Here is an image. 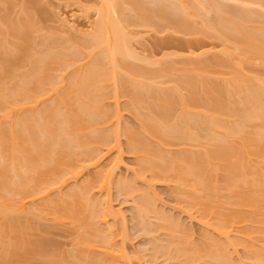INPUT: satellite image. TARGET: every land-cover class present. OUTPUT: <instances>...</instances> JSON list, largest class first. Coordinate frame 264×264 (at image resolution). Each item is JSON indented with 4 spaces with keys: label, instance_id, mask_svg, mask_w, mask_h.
I'll return each mask as SVG.
<instances>
[{
    "label": "bare ground",
    "instance_id": "1",
    "mask_svg": "<svg viewBox=\"0 0 264 264\" xmlns=\"http://www.w3.org/2000/svg\"><path fill=\"white\" fill-rule=\"evenodd\" d=\"M9 1L0 0V8L1 3L5 7ZM153 1L157 4L153 3L155 6L150 8L146 0H98L93 25L88 32L82 33L80 30L83 38L78 44L75 43L77 45L64 42L67 50L64 44L54 48L50 43L46 49L41 47L44 50L40 52L31 46L37 41L35 37L39 30L36 32L39 26H36L37 22L33 23V12L25 10L28 18H31L27 19L23 13L20 16L22 19L25 17L23 20L27 19L23 22L12 14L16 19L11 18L9 9L8 13L4 8L5 13L0 9V13H3L0 15V264H31L33 257L43 258L46 261L43 260L44 264H132L127 250L122 247L123 242L118 246L115 243L117 237L113 235L116 237L114 239L111 236L117 230L113 233L111 228L110 234L109 230H103L105 226L100 228L104 231L101 234L97 225L103 220L107 221L108 215L118 216L117 213L121 211L119 208V212L112 211L106 198H103V201L106 199L103 205L97 204L90 196L91 188L95 186L100 191L109 190L113 169L121 162V136L125 138L126 150L135 158L138 171L130 181L127 179L129 182L122 177V180H115L118 194L122 192L121 195L127 197L132 194L137 188L130 182H144L147 178L144 172H147L150 180L164 184L172 182L174 191L171 194L177 197L174 200L185 205L184 209L181 205L179 208L189 214L192 213L191 209L198 210L200 222L205 228L199 242H191L190 235L188 237L186 232H181L186 229L182 228L183 225L181 227L178 219L177 222L173 219L172 213V218H167V212L163 209V212L157 213L159 211L152 206L156 194L153 196L149 191L154 181L145 180L149 184L145 185H148L147 190H143L146 187L142 186L143 189L141 187L134 192L138 196H135L137 200L134 199L137 201L133 205L136 210L134 217L139 220L135 223H138L137 226L141 224V230L147 225L150 227L145 221L150 212L155 217L152 221L150 219L151 223L156 217L167 221L159 220L160 226L165 228L161 230L170 238L165 234L167 239L161 243L162 246L158 241L160 238L158 242L155 241L152 248L156 247V253L160 248L158 253L164 251V255L168 254L165 255L167 258L171 255L173 264H234L237 259L233 262L229 251L231 248L236 250L238 246L243 248V259L248 260L247 264H264V78H261L264 75L258 74L256 77L257 74L244 71L246 68L242 66L243 62L248 64L252 61L264 66V14L255 11L254 8L259 7L252 6L253 10L249 5L241 6L246 2L251 5L250 2L253 4L256 1L257 4L260 0H232V3H242L238 5L229 4L227 0H204V4L196 0L203 7L206 3V9L212 11L206 24L201 21L203 27L196 20L192 24L186 18L197 9L193 0ZM189 6L190 12L187 10ZM195 13L202 16L199 10H195ZM130 15L135 19L132 20ZM196 15L192 16L196 18ZM135 22L154 26V29L166 26L186 30V33L195 32V35L201 33V36L218 37L232 44L240 55L235 59L232 48L229 50L228 47V52L222 46L224 49L220 48L219 52L223 50L224 56L221 53L222 57L211 54L208 56L211 58L194 59L189 55L190 59L184 57L185 63L182 61L184 65L178 66L180 68L162 61L163 57L158 59L160 62L153 58L161 64L153 69L150 64L154 61H148L152 58L149 55L143 57L150 68L141 62L142 65L136 63L137 66L132 60H127L139 59L130 42L136 37L130 38L132 33L126 30L128 25ZM195 43L200 47L198 40ZM37 44L35 46L38 48ZM202 50L188 53L201 57L208 51ZM83 54L86 55L83 56L85 60L81 58L80 61L78 57ZM167 55L170 58L172 54ZM172 58L168 60L173 62ZM156 61L155 64H158ZM22 65L27 69L22 70ZM66 68L71 71L70 74L64 72ZM163 73L170 79L174 77L168 85H162L166 76ZM159 76H164L163 81ZM121 95L126 99L124 109L139 121L137 128L131 125L128 128L130 126L126 124L128 127H119L121 114L116 100ZM106 100L114 104L112 108ZM112 150L117 154L108 161L109 167L96 168L90 176L92 181L84 179L87 184L75 185L65 194L57 191L68 178L78 177L82 170L90 166H99L103 155ZM15 194L17 196L13 197ZM49 194L53 195V199L50 198L53 205L48 199ZM134 194L129 197L134 198ZM35 199L45 200H40L42 203L39 202L37 207L42 208L39 210L43 212V208H46L56 223L67 220L69 224L72 223V228L75 226L76 229L72 231H76L73 233L78 237L74 241L77 243L76 247L74 245L76 250L71 248L67 254L60 252L58 256V252H53L56 251L54 246L51 251L52 241L46 244L47 240L37 238L30 242L32 240H29L24 228L25 222H21L17 214L23 211L24 202H34ZM168 220L175 222L169 223ZM26 225L28 228L29 225ZM123 225L124 222H121V228L118 227L122 231L119 233L121 237L125 232ZM152 227L146 228L152 230ZM179 227L183 230L176 231ZM209 227L214 234L208 232ZM152 252L153 256L156 255L154 250ZM64 254L65 260L60 257ZM66 255L69 256L67 259ZM243 262L241 259L235 264Z\"/></svg>",
    "mask_w": 264,
    "mask_h": 264
},
{
    "label": "rangeland",
    "instance_id": "2",
    "mask_svg": "<svg viewBox=\"0 0 264 264\" xmlns=\"http://www.w3.org/2000/svg\"><path fill=\"white\" fill-rule=\"evenodd\" d=\"M11 1V0H10ZM10 1L9 2H7L6 4L8 5H6L5 4V7H3L4 5H2L3 3H1V7L2 8H4L5 9V11L8 13L9 11H7L8 9L10 10V17L12 18L13 16L14 17H16V18H18V19H20L21 21L25 18V17H23V19H22V17L21 16H23V13L25 14L24 16H27L26 15V11L25 10H28L27 12H29V10L31 11V12H33L32 13V15L34 14V17L35 18H33V23L34 22H37V24H36V26L38 27V28H36V32H37V29H39L38 30V32L40 33H36V34H38V35H36V37H35V39L37 40H35V39H33V40H35L36 42H34L33 44H34V46L31 44V46L35 49V50H39L38 52H40V51H43L44 49H46L47 48V45L49 46V44L51 43V45L50 46H53L54 48H55V46L56 47H59L60 45H62V44H64V42H66V43H77L78 44V42L83 38V35H82V33H84V31H87L88 32V30H90L91 29V27H92V25H93V22H94V20H95V18H96V10H97V6H99V2H98V0H12V2L10 3ZM147 2V5L149 4V7L151 8V7H153V6H155L157 3L156 2H154L153 0V2H151V0H146ZM156 1V0H155ZM183 1V0H182ZM196 1V0H195ZM194 0H193V2L194 3H196V7H197V9H194L195 7H193V9H194V11L195 10H199V12H202L201 13V17L199 16V13H197V15H196V13H195V15H196V18L195 17H193V16H195L194 15V11L193 12H191L192 13V15H190V13H189V16L188 17H186V18H188V21L190 22V20H191V22H192V24H194V22H195V20H196V23H200L201 24V27H203L202 25V23L203 22H205V24H206V22H207V20L211 17L210 15H212V11H208L206 8H207V6H206V3H205V5H204V7H203V5H202V3L204 4V0H200V1H196L195 2ZM226 1V0H225ZM227 1H229V2H227V3H229V4H234V3H236L237 5L238 4H242V3H237L236 1H233L234 3H232V0H227ZM231 1V2H230ZM149 2H151V4L149 3ZM256 1H254L253 2V4H252V2H250L251 3V5L250 4H247V2L245 3V4H242L241 6H247V5H249V7H251V9H253V7L252 6H254V7H259V8H254L255 9V11L256 12H260V13H262V14H264V11H261V10H264V8H262V6H264V5H262V0H260V1H258L257 2V4L255 3ZM155 5H154V4ZM197 3H198V5H197ZM244 3V2H243ZM258 3H260L261 5L260 6H258L259 4ZM26 5V6H25ZM203 7V8H202ZM2 8H0V9H2ZM189 8V9H188ZM187 8V10L189 11L190 10V6ZM247 8V7H246ZM262 8V9H261ZM192 9V8H191ZM192 9V10H193ZM203 9V10H202ZM253 9V10H254ZM24 10V12H22V11ZM45 10V11H44ZM186 10V11H187ZM5 11L2 9V11L1 12H3V13H5ZM14 11V12H13ZM204 11V12H203ZM17 12H19V13H17ZM190 12V11H189ZM210 12V13H209ZM3 13H0V15L1 14H3ZM30 13V12H29ZM205 13H206V16H205ZM259 13V14H260ZM11 14L13 15V16H11ZM17 15V16H16ZM21 15V16H20ZM209 15V16H208ZM29 16H31V15H29ZM130 16H132V15H130ZM193 18H192V17ZM204 16V17H203ZM13 17V19H16V18H14ZM61 17V18H60ZM200 18V21L198 20L199 18ZM29 18H31V17H29ZM28 18V16H27V19H29ZM133 18V16L131 17V19ZM205 18V20H203ZM207 18V19H206ZM26 19V20H27ZM64 19V20H63ZM135 18H133L132 20H134ZM202 19V20H201ZM19 20V22H21ZM26 20H23V22H25ZM66 20V21H65ZM72 20V21H71ZM137 20H139V19H137ZM140 21V20H139ZM138 21V22H139ZM198 21V22H197ZM201 21H203V22H201ZM134 22V21H133ZM141 22V21H140ZM190 22V23H191ZM72 24V26L74 27L75 26V28H73V27H70L71 25L70 24ZM74 24V25H73ZM204 24V25H205ZM66 25V26H65ZM126 25H128V24H126ZM146 24H144L143 23V25H139L138 23L136 24V22L135 23H133L132 25L130 24V25H128L126 28V30H128L130 33L129 34H131L132 33V35H131V37L130 38H135V39H132L130 42H131V45H132V47H134V49L137 51V55H135V56H138V58L140 59V58H142L144 55H145V57L147 56V55H149V56H151L152 58V60L150 59V60H148V61H154V62H151V64H150V66H151V68H153L154 66H161V64L159 65V63L157 62V61H161V60H158V59H162L163 57V59H162V61L164 60V61H166V63L167 62H169V63H167V64H169V65H173V67L174 68H180V67H182V66H180V65H184V63H185V58L186 57H190L189 55H191V57L190 58H198V59H200V58H202V57H205V56H210L211 54H213L214 56H215V54H218V55H220L221 57H222V55L224 56V54H223V50H222V55H221V53L219 52V49L221 48V49H224L225 47L227 48V50H228V47H230L229 48V50L231 49L232 51L231 52H233L234 54H236V57H235V59H237V56L238 55H240V54H238L240 51L237 49V51H236V49H235V47L233 46H231L232 44H229V43H227L225 40H223V39H221V38H218V37H210V36H206V35H204L203 34V36H201L202 34L200 33V35H198V34H193V33H195V32H193V31H191V32H193V33H190V31L188 32L187 31V33H186V30L184 31H181V30H175V29H173V27H166V26H163V27H156V29H154L155 27L153 26V28L152 27H150V26H148V25H146ZM196 25V24H195ZM70 28H69V27ZM91 26V27H90ZM197 26H199V24H197ZM34 27H35V25H34ZM79 27V28H78ZM124 27V28H125ZM42 28V29H41ZM82 28V29H81ZM90 28V29H89ZM76 29V30H75ZM79 32H78V31ZM80 30H82V33H80L81 31ZM125 30V31H126ZM175 30V31H174ZM134 32V33H133ZM35 33V32H34ZM136 33V34H135ZM190 33V34H189ZM197 33V32H196ZM51 34H52V37H53V39L51 38ZM78 34V35H77ZM134 34V35H133ZM9 35H12V34H9ZM8 35V36H9ZM43 35V38L41 37ZM48 35V36H47ZM50 35V36H49ZM66 36V39L69 41H67L66 39L64 40V38H65V36ZM62 36V37H61ZM81 36V37H80ZM197 36V37H196ZM11 37V36H10ZM34 37V35H32V38ZM45 37H46V39H45ZM47 37H50V38H47ZM64 37V38H63ZM68 37V38H67ZM199 37H201V38H199ZM210 37V38H209ZM11 38H13V35H12V37ZM11 38H9L8 40H12ZM63 38V39H62ZM74 38V39H73ZM13 39H15V40H18V39H16V38H13ZM48 39H50V42H49V40ZM201 39V40H200ZM217 39V40H216ZM221 39V40H220ZM52 40V41H51ZM60 40V41H59ZM77 40V41H76ZM135 40V41H134ZM195 40L197 41L198 40V45H200V47L199 46H197L196 45V43H195ZM200 40V41H199ZM14 41V40H13ZM13 41H9V42H13ZM19 41V40H18ZM47 41V42H46ZM132 41H133V43H132ZM188 41V42H187ZM190 41V42H189ZM225 41V42H224ZM14 42H17V41H14ZM43 42V43H42ZM184 42H186V43H184ZM193 42L195 43V44H193ZM222 42H224V44H222ZM38 43V44H37ZM189 43V44H188ZM193 44V48H192V44ZM35 44H37L39 47V49L37 48V46H35ZM77 44H75V45H77ZM66 44H64L63 46L64 47H66L65 46ZM72 46H73V44H71ZM74 45V46H75ZM190 45V46H189ZM197 47H196V46ZM222 46H224V48L222 47ZM41 47H43V48H41ZM60 47H62V46H60ZM64 47H63V50H65L64 49ZM41 48V49H40ZM67 48V47H66ZM187 48V49H186ZM204 49V50H202V51H207V53H203L202 54V56L201 57H197V54H193L192 52V54H189L188 53V51H191V50H195V51H193V52H197L198 53V51H200V49ZM31 49V48H30ZM207 49V50H206ZM221 49H220V51H221ZM61 50H62V48H61ZM62 50V51H63ZM67 50H68V48H67ZM66 50V51H67ZM86 49H84V51H85ZM226 50V51H227ZM229 50H228V52H229ZM32 51H33V49H32ZM37 51H34V52H37ZM226 51H224V52H226ZM34 52H32V53H34ZM37 52V53H38ZM139 52V53H138ZM171 55L170 56V58H172V60H173V62H174V64H173V62L171 61H169V60H171L170 58H169V56L167 55L168 53ZM29 53V52H28ZM31 53V54H32ZM36 53V54H37ZM141 53V54H140ZM145 53V54H144ZM210 53V54H209ZM35 54V53H34ZM154 54V55H153ZM164 54V55H163ZM166 54V55H165ZM173 54H175V55H173ZM186 54H188V56L186 55ZM227 55H229L228 53H226ZM163 55V56H162ZM184 55V56H183ZM200 55H201V52H200ZM199 55V56H200ZM218 55H216V56H218ZM230 55H231V53H230ZM28 56H30V54H28ZM83 56H86V55H82V56H79L78 58H79V60L81 61V58H83L84 59V57ZM167 56V57H166ZM193 56V57H192ZM195 56V57H194ZM212 56V55H211ZM219 56V57H220ZM226 56V55H225ZM233 57L235 56V55H232ZM129 57H131V56H129ZM128 57V58H129ZM134 57V56H133ZM160 57V58H159ZM185 57V58H184ZM25 58H27V56L25 57ZM85 58H87V57H85ZM153 58H155V59H153ZM189 58V59H190ZM206 58V57H205ZM208 58H211V57H208ZM130 59V60H129ZM129 59H127L128 61H131L132 63H137V64H143L144 62L145 63H147L146 62V60L144 59V57L141 59V61L138 59L137 60V58H129ZM168 61H167V60ZM176 59V60H175ZM85 60V59H84ZM24 62H25V59L23 60ZM79 61V62H80ZM83 61V60H82ZM86 61H88V60H86ZM155 61L158 63V64H155ZM184 63H183V62ZM27 62V61H26ZM139 62V63H138ZM141 62V63H140ZM253 62H255V61H252V63H248V64H244L245 62H243V64H242V66L243 67H245L246 69H244V71L246 70L248 73H250L251 72V74H257L256 75V77H258V74H261V75H264V66H262L258 61H256L255 62V64L253 63ZM257 62H258V65H257ZM143 64V65H145V66H147L148 68H150L148 65H149V63H147V64ZM172 63V64H171ZM183 63V64H182ZM23 64V63H22ZM136 64V65H137ZM141 64V65H142ZM155 64V65H154ZM164 64H165V62H164ZM167 64H165V65H167ZM179 64V65H178ZM259 64L262 66H259ZM175 65H177V66H175ZM256 65V66H255ZM25 66H26V63H25ZM138 66V65H137ZM145 66H143V67H145ZM178 66H180V67H178ZM252 66H254V67H252ZM22 67L24 68V66L22 65ZM26 67H28V65L26 66ZM24 68V69H22V70H25V69H27V68ZM68 67H72L73 68V66L71 65H69ZM142 67V66H141ZM147 67H145V68H147ZM157 67V68H158ZM153 69H155V67L153 68ZM258 69V70H257ZM65 70V69H64ZM71 70V69H70ZM58 71H63V70H58ZM68 68H66V71H64V72H66V73H69V72H71V71H68ZM168 71H170V70H168ZM172 71V70H171ZM167 72V71H166ZM59 73H61V72H59ZM65 73V74H66ZM169 73H171V72H169ZM58 74V73H57ZM61 74H63L64 75V73H61ZM70 74V73H69ZM69 74H67V75H69ZM163 74H165L166 75V73H163ZM247 74V73H246ZM251 74H249L250 76H251ZM67 75H65L66 77H67ZM260 76V75H259ZM162 78H160V76H159V78L162 80V79H164V76H161ZM251 77H254V75L253 76H251ZM261 77V76H260ZM65 78V77H64ZM171 78H172V76H171ZM174 78V77H173ZM172 78V79H173ZM261 78H264V77H261ZM172 79H170V77L169 76H165V79H164V81H163V84L162 85H168L170 82H171V80ZM170 80V81H169ZM155 81H156V79H155ZM158 81H160L159 79H158ZM161 83V82H160ZM165 83V84H164ZM172 84V83H171ZM125 98L121 95L120 97H118V100H116V102L118 101V104H117V106H119V110L118 111H120V114L121 115H119V117H120V121L118 122V124L120 123V128H122V126H126V125H131V126H135L136 128H137V124L139 125V121L137 122V118H135V116L133 115V114H130V112L129 111H127L126 109H124V107L126 106L125 104H126V102H124L125 100H124ZM111 101H112V103H114L113 102V100L112 99H110ZM107 101V100H106ZM110 102V101H109ZM108 101L106 102V103H109ZM111 102L109 103V104H107V105H109L110 107L112 106L113 107V105L115 104H113V105H111L112 104ZM125 105V106H124ZM117 106H115V107H117ZM124 106V107H123ZM37 107H40V106H37ZM37 107L35 108V110H37ZM111 107V108H112ZM118 108V107H117ZM135 118V119H134ZM126 124V125H125ZM134 124V125H133ZM131 126L130 127H128V126H126V127H128V128H131ZM123 127V128H124ZM134 127V128H135ZM121 136V135H120ZM121 138V139H120ZM119 138V140H121V148H122V153L121 152H119L120 154H121V156H120V159H121V162L115 167V169H113L114 170V172H113V174H112V179H114V180H112L111 179V184L108 186V188H109V190H105V189H103L102 191H100L99 189H97L98 188V186L96 187L95 186V188L93 187V188H91V199H94V201L98 204V202H99V204H103V205H105L104 203H102V202H104L106 199V202L107 203H109V205L111 204V208H112V211L114 210V212H119V211H121L120 213H117V215L118 216H112L111 215V217L108 215V217H110V218H108V217H106V219H107V221H105V220H103V222H100L99 224L97 223V225H98V228L100 229V228H104L105 226V228L103 229V230H109V232H110V230L112 231V229L114 230L113 231V233L115 232V230H117L116 232L117 233H114V234H112L111 236L114 238V236L113 235H115L117 238H118V236L120 235L119 233L120 232H122L121 230H118L119 228H121V222H122V224H123V222H124V225H123V231H125L124 232V236L123 237H121L122 235H120L119 237V239H117L116 237V239H115V241H117V242H115V243H117V245L119 244V243H121L122 244V242H123V246L122 247H124V250L126 249L127 250V255H128V257H130L131 258V262L130 263H132V264H171L172 263V260H174V259H172V260H170V258L172 257L171 255H169V259L167 258V256H165V255H168V254H165L164 255V251H162L163 252V256H162V252L161 253H158V252H160V248L159 249H157V250H159L157 253L155 252V248L156 247H153L152 248V246H155V241L156 242H158L159 241V243H160V245L162 246V244H163V241H164V239L166 238L167 239V236H168V238H170V236H169V234H167L164 230H161V229H163L164 227L163 226H160V221H162V219L160 220V219H158V217H156V220L158 219V221L157 222H159L157 225H156V220H153V225H155L156 227L155 228H153L152 226H151V222H150V219H151V221H152V219H154L155 217L153 216V214H152V216H153V218H152V216L150 215V213H148L149 215V217H151V218H149L147 215V219H146V217H145V221L147 222L148 221V223L150 224V227H152L153 229L151 230V229H147L146 227H148V228H150L148 225L145 227V229L144 228H142V230H141V228H140V223H139V226H137L138 225V223H135V222H139V220H136V218L134 217V213L136 212V210H135V206H133V205H136L135 203L137 202H135V200L134 199H136L138 196L136 195V193L134 194V192H138L137 190L139 189V188H141L142 186H144V187H146V189L144 188V187H142L141 189H143V190H147V187H148V183L145 181V180H150L151 178L149 177L150 175L147 173V172H144V175H145V173H146V177L147 178H145L144 180H143V176L141 177L142 178V180L144 181V182H142L141 180H138L135 184H137L138 186L136 187V185H134V183H132V181L130 182L133 186H134V188H137V189H135V191L134 192H132V194H134V198H131V197H129V196H132V194L130 195H128V197L127 196H122L121 195V193L122 192H119L120 194H118V187L116 188V186L117 185H115L116 184V182L117 181H115V180H117V178L118 179H120V180H122L123 178L125 179V180H127V179H129V181H130V179H132L133 177V175H134V173H135V171H138V169H136V168H138V167H136L137 165H135V158L132 156V154H130L126 149V147H125V138L123 137V136H121ZM112 151H115V150H112ZM110 152L109 154L107 153L105 156L103 155V158L100 160V163L98 164L99 166H93V168L90 166L89 168H85L84 170H82L81 171V173L79 174V176L78 177H74V178H72L71 177V179H67L66 180V184L64 183L61 187L62 188H60V189H58L57 191L59 192L60 191V193H62V194H65L67 191H68V189H72L73 188V186H75L76 185V187L77 186H81L82 184H87L88 182H89V179L90 178H92V177H90L91 176V174L93 173V171L95 170H97L96 168H98L99 169V167H101V166H103L102 168H104V167H106V168H108L109 167V160L115 155V154H117V152L115 153V152ZM112 155V156H111ZM111 156V157H110ZM115 157V156H114ZM113 159V158H112ZM108 164V165H107ZM95 167V168H94ZM134 168H135V170H134ZM149 175V176H148ZM121 177H122V179H121ZM94 178V177H93ZM140 178V179H141ZM150 178V179H149ZM84 179H87L88 180V182H87V180H86V182H84ZM123 179V180H124ZM124 180V181H125ZM82 181H83V183H82ZM90 181H92V179H90ZM128 180H127V182H129ZM150 181H154V180H150ZM126 182V181H125ZM142 182V183H141ZM146 182V183H145ZM113 183V184H112ZM151 183V182H150ZM169 183V182H168ZM172 182H170L169 184H167V182H165V184L163 183V182H156V181H154V183L152 184L151 183V187H150V189L151 190H149L151 193H153V196H155V194H156V196H155V199L152 201L153 203V205L152 206H155L156 207V209L159 211V212H157L158 214L160 213V212H163V210H164V212H167V213H165V216H166V214L168 215V217L167 218H169V216H170V214L172 213L173 215H171V216H173V219L175 218V221L177 220L178 222H179V224L181 225V227H182V225H183V227L182 228H184V230L185 231H181V230H183L182 228H180L179 227V230H176V228H174L176 231H181L182 233L184 232H186V234L188 235H190V237H189V235H188V237H189V240L191 239V242H194V244H197L199 241H198V239L200 240V235H201V233H203L205 230V228H204V226H203V224L200 222L201 221V218H200V216H199V211L198 210H190V211H192V215L191 214H189L187 211L186 212H184L185 210H182V209H184V207H185V205H181V204H178L174 199H176L177 197H176V195H174V194H171V191H172V193H173V191L174 190H172V189H174V184L172 185L171 184ZM143 184V185H142ZM146 184H148L147 186H145ZM172 185V186H171ZM173 187V188H172ZM57 191H55L56 192V194H57ZM70 191V190H69ZM93 191V192H92ZM105 191L107 192V195H106V193H105ZM154 191V192H153ZM140 193H141V190L139 191ZM143 192V191H142ZM52 193V192H51ZM50 193V194H51ZM150 193V194H151ZM49 194V195H50ZM53 194H55L54 192H53ZM118 194V195H117ZM137 194H139V193H137ZM48 195V196H49ZM173 195V196H172ZM14 196H17L16 194L15 195H13V197ZM47 196V197H48ZM55 196V195H54ZM135 196H136V198H135ZM152 196V195H151ZM120 197H122V198H120ZM174 197H176V198H174ZM15 198H17V197H15ZM14 198V199H15ZM18 198H19V196H18ZM17 198V199H18ZM50 198H52L53 199V195H50V197H48V199H49V201L51 202L52 200L50 199ZM98 198V199H97ZM103 198H106V199H104V201H103ZM127 198V199H126ZM157 198V199H156ZM46 201H48L47 200V198L45 197L44 198ZM42 200V199H37V201H36V199H35V201L34 202H32V201H27L26 203L24 202V208H23V211H20V215L19 214H17V216H19V218H20V220H21V222H25L24 224L26 225H29L30 226V228H29V226H28V228H26L25 227V225H24V228L26 229V233H28L27 235H29V240H32V241H30V242H34L33 240L34 239H40V240H47L48 242H46V244L48 243L49 244V242H51L52 243V245H51V243H50V245H51V247H52V250L51 251H53V249L54 250H56V251H53L54 253L56 252H58L57 253V255L59 256V254H60V252H61V254L64 252L65 254H67V252H70L69 251V249L71 250V248L73 249V248H75L76 246H77V243L76 242H74L75 241V239H77L78 240V237H77V235L75 234V233H73V232H76V231H74L76 228H74L75 226H73V228H72V223L71 224H69L68 223V221L66 220L64 223L63 222H58V223H56L55 222V219H53V216L51 217L49 214H48V212H46V208H43L45 211L43 212V211H40V210H42V208H40V210H39V208L37 207V206H39V205H37V204H39V202H40V204L42 203L41 201H45V200ZM41 200V201H40ZM134 200V201H133ZM137 200V199H136ZM47 202L49 205L51 204V205H53V202ZM156 201V202H155ZM28 202H29V204H28ZM176 204H178V206L176 205ZM28 205V206H27ZM179 205H181L182 206V209H180L179 207ZM36 206V207H35ZM98 206V205H97ZM184 206V207H183ZM35 207V208H34ZM158 207H160V208H158ZM27 208V209H26ZM28 208H33L32 210H30V209H28ZM98 208H100V207H98ZM119 208V209H118ZM119 211H118V210ZM121 209V210H120ZM155 208H153V211L154 212H156L155 210H156ZM159 209H161V211L159 210ZM163 209V210H162ZM30 210V211H29ZM49 210V209H48ZM51 210V209H50ZM135 211V212H134ZM198 211V212H197ZM32 212H33V214H32ZM40 212H41V214L43 213V215H41L40 214ZM47 214H46V213ZM51 212H52V210H51ZM19 213V212H18ZM35 213V214H34ZM157 213H155V214H157ZM37 214V215H36ZM123 214V215H122ZM157 214V215H158ZM156 215V216H157ZM163 215V214H162ZM164 216V215H163ZM170 216V217H171ZM193 216V217H192ZM23 217V218H22ZM37 217V218H36ZM161 217V216H160ZM159 217V218H160ZM178 217V218H177ZM161 218H164V217H161ZM166 218V217H165ZM172 218V217H171ZM132 219L134 220V221H132ZM200 219V220H199ZM19 220V221H20ZM101 220V219H100ZM115 221V223L113 224V222ZM160 220V221H159ZM167 220V219H166ZM170 220H168V222H169ZM173 221V220H172ZM172 221H170L169 223H171ZM175 221H173V223L175 222ZM176 221V222H177ZM181 221V222H180ZM52 222H53V224H52ZM107 224H106V223ZM162 222H166L167 223V221H162ZM60 223V224H59ZM63 223V224H62ZM163 223V224H164ZM103 224V225H102ZM120 224V225H119ZM137 224V225H136ZM22 225V224H21ZM26 225V226H27ZM59 225V226H58ZM70 225V226H69ZM119 225V226H118ZM48 226V227H47ZM100 226V227H99ZM108 226V227H107ZM157 226H159L160 228H158ZM186 228H185V227ZM114 227L116 228V229H114ZM119 227V228H118ZM142 227V226H141ZM163 227V228H162ZM202 227H203V229H202ZM22 228H23V226H22ZM112 228V229H111ZM136 228V229H135ZM72 229H74L73 231H72ZM146 229H147V231H148V233H147V231H146ZM155 229V230H154ZM165 229V228H164ZM210 231H208L209 233H212V229H210V227L208 228ZM78 230V229H77ZM82 230V229H81ZM81 230H79V232H81ZM107 230L105 231V232H107ZM157 230V231H156ZM160 230V231H159ZM212 230V231H211ZM100 231V233L102 232V233H104V231H102L101 229L99 230ZM119 231V232H118ZM139 231H140V233H139ZM153 231V233H149V232H152ZM154 231H156V232H154ZM165 233H164V232ZM167 231V230H166ZM191 231V232H190ZM83 232V231H82ZM108 232V233H109ZM142 232V233H141ZM189 232V233H188ZM214 232V231H213ZM25 233V234H26ZM101 233V234H102ZM112 232H110V234H111ZM125 233L127 234V236H125ZM146 233H147V235H146ZM163 233V234H162ZM107 234V233H106ZM118 234V235H117ZM157 234V235H156ZM165 234H167V236H165ZM212 234H214V233H212ZM27 235H25V237L27 236ZM73 235H74V237H73ZM76 235V236H75ZM154 235H155V237H154ZM160 235V236H159ZM216 235V234H215ZM44 236V237H43ZM99 236V235H98ZM97 236V237H98ZM157 236V237H156ZM164 236V237H163ZM202 236V235H201ZM45 238V239H43V238ZM76 237V238H75ZM126 239H125V238ZM99 238V237H98ZM124 240H123V239ZM156 238V239H155ZM160 238V239H159ZM193 238V239H192ZM28 239V238H27ZM112 239V238H111ZM122 239V240H121ZM157 239H159L158 241H157ZM162 239V241L160 242V240ZM113 240V239H112ZM148 240V241H147ZM150 240V241H149ZM152 240H153V242H152ZM122 241V242H121ZM198 241V242H197ZM37 242V241H36ZM45 242V241H44ZM54 242V243H53ZM165 242H166V240H165ZM74 243H76V244H74ZM147 243V244H146ZM151 243H153V245H151ZM158 243V244H159ZM162 243V244H161ZM56 244V245H55ZM50 245H48V246H50ZM74 245H75V247H74ZM148 247H147V246ZM165 245V244H164ZM46 247V248H49V247ZM53 246H54V248H53ZM73 246V247H72ZM119 246V245H118ZM158 246V245H157ZM160 246V247H161ZM147 247V248H146ZM150 248H151V250H150ZM231 248V247H230ZM235 249L236 250H233V248H231L230 249V256H232V261L234 262L236 259L238 260H236L235 262H239V260H243L244 262H243V264H247V262H248V260H246L245 261V259H243L244 258V256H243V253L242 252H244V251H242V249L243 248H241V247H238L237 246V248L235 247ZM49 250V249H48ZM49 250V251H50ZM73 250H76V248L75 249H73ZM154 250V253H156V255H157V257H155L156 255H154L153 256V251ZM161 250H163V249H161ZM165 250V249H164ZM50 251V252H51ZM145 251V252H144ZM146 251H148V252H150V254H148V252H146ZM233 251V252H232ZM72 252V251H71ZM55 253V254H56ZM60 254V255H61ZM65 254L63 255V256H60V257H64L65 256ZM72 254V253H71ZM147 255H148V257H147ZM162 256V257H161ZM165 256V257H164ZM171 256V257H170ZM229 256V257H230ZM67 257H69V256H67L66 255V259H67ZM127 257V256H126ZM238 257H241V258H239L238 259ZM130 258H127L128 260H130ZM167 258V259H166ZM174 258V257H173ZM40 259H42V260H40ZM64 260H65V258H63ZM151 259H154V260H151ZM166 259V260H165ZM44 259L43 258H40L39 257V259H38V257L36 258V257H33L32 259H31V264H44L43 262L45 261H43ZM175 261H176V259H175ZM174 261V262H175ZM46 262V261H45ZM235 262H234V264H235ZM242 262V261H241ZM63 264H65V263H63ZM173 264V263H172ZM174 264H176V263H174Z\"/></svg>",
    "mask_w": 264,
    "mask_h": 264
}]
</instances>
